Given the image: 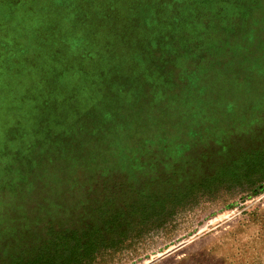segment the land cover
Instances as JSON below:
<instances>
[{
  "label": "rangeland",
  "instance_id": "obj_1",
  "mask_svg": "<svg viewBox=\"0 0 264 264\" xmlns=\"http://www.w3.org/2000/svg\"><path fill=\"white\" fill-rule=\"evenodd\" d=\"M58 1L0 0V264H264V0H151L93 86Z\"/></svg>",
  "mask_w": 264,
  "mask_h": 264
},
{
  "label": "crops",
  "instance_id": "obj_2",
  "mask_svg": "<svg viewBox=\"0 0 264 264\" xmlns=\"http://www.w3.org/2000/svg\"><path fill=\"white\" fill-rule=\"evenodd\" d=\"M113 1L110 0L108 6H106V0H77L75 5L59 0L47 5V9L53 5L63 9L62 14L56 15L55 13L54 18H52L53 28L50 29V25L47 24L45 29H42L49 34L47 38H41L43 40L42 43H49L50 51L58 55L49 58V60L55 63H62L65 60V54L70 51V44H73V42L77 43L75 47L86 48V51L89 52V57L84 56L85 58L83 59L80 57L75 58L77 65L70 67V71L64 72V75L68 77V80H63L64 84L73 82L71 84L93 86L96 84L109 85L117 83L112 80L111 76L116 67L117 55L125 47L131 46L133 42V34L123 32L129 30L132 26L140 27L144 31L149 29V22L146 19L148 18L151 0H148V4H142V7L138 8L141 18L127 22L123 31H117L114 28L113 20L109 23L106 22L108 7L116 5L111 3ZM56 43L59 44L58 48L53 47V44ZM82 94L79 99L84 101L86 98L84 99L85 96H82ZM98 98L93 95V97L86 99L87 102L83 103V109L78 110V114H82L88 109L90 110L96 100H99ZM84 105L88 106V108Z\"/></svg>",
  "mask_w": 264,
  "mask_h": 264
}]
</instances>
